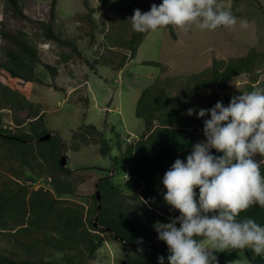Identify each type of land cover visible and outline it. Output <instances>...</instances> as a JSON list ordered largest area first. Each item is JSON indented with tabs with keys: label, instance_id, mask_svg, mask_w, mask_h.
Wrapping results in <instances>:
<instances>
[{
	"label": "rangeland",
	"instance_id": "rangeland-1",
	"mask_svg": "<svg viewBox=\"0 0 264 264\" xmlns=\"http://www.w3.org/2000/svg\"><path fill=\"white\" fill-rule=\"evenodd\" d=\"M52 2L20 0L27 18L14 15L7 0H0V128L34 133L29 120L20 126L14 122L22 118L25 109L34 113L41 110L44 117L36 130L47 127L61 141L60 149L52 153L50 146L35 139L26 143L24 152L0 138V202H4L0 259L10 256L65 264H124L127 256L138 250H128L125 241L100 224V230L94 229L90 221H96L102 201V195L100 199L97 195L100 177H110L118 187L120 194H114L113 203L120 202L131 210L147 199V193L137 187L128 172L131 158L124 157L127 147L145 130L144 120L137 116L140 95L148 87L164 88L171 98L179 99L199 81L192 75L210 78L214 66L224 69L245 57L252 58L248 67L187 102L196 109H210L218 101L228 106L233 95L264 87V0H219L238 21H247L246 28L238 23L234 30L193 26L185 32L169 25L147 33L135 32L130 17L135 9L147 12L153 3L159 5L163 0H56L54 20L50 17ZM48 21L53 22L62 42L45 36L42 22ZM5 32L27 39L40 58L33 81L13 77L18 85L15 90L3 87L2 63L8 61L9 51L22 49ZM138 34H142V42L132 44ZM26 75H31L30 70ZM18 90L24 91L15 93ZM90 124L98 126L99 132ZM206 139L199 135L196 143ZM102 146L108 147L107 154L102 153ZM63 154L68 157V172L56 166ZM166 191L151 195L152 203L163 200ZM7 194L11 202L3 199ZM36 200L48 203L51 209H43L38 221ZM15 202H21L23 208ZM68 216L80 219L78 228L65 225ZM154 218L156 222H171L169 218ZM24 224L28 227L17 231ZM151 231L158 235L155 228ZM90 234L104 238L92 258L87 246ZM65 235L71 242L62 248L64 243L58 239ZM248 250L214 254L219 264H255Z\"/></svg>",
	"mask_w": 264,
	"mask_h": 264
},
{
	"label": "clouds",
	"instance_id": "clouds-1",
	"mask_svg": "<svg viewBox=\"0 0 264 264\" xmlns=\"http://www.w3.org/2000/svg\"><path fill=\"white\" fill-rule=\"evenodd\" d=\"M130 18L138 33L169 25L185 32L193 26L247 27L246 20L238 21L219 0H163L147 12L135 9ZM194 113L195 108L187 110L189 116ZM209 113L206 141L193 145L186 162L177 158L162 178L165 202L180 213L171 222L154 225L158 239L168 246L169 264H219L215 252L243 248L264 255V226L239 218L250 206L264 208V174L256 159L264 158V87L233 95L228 106L218 101L210 109L201 108L197 118ZM212 149L223 154L213 155ZM158 260L164 264L165 257Z\"/></svg>",
	"mask_w": 264,
	"mask_h": 264
},
{
	"label": "trees",
	"instance_id": "trees-1",
	"mask_svg": "<svg viewBox=\"0 0 264 264\" xmlns=\"http://www.w3.org/2000/svg\"><path fill=\"white\" fill-rule=\"evenodd\" d=\"M8 5L16 16L27 17L20 0H7ZM56 13V0H53L50 6V17L54 20ZM28 18V17H27ZM42 27L45 29V36L48 39H54L62 42L61 37L55 32L53 22H42ZM5 36H8L18 42L22 51H9V59L2 63V84L7 90H15L18 87L13 77H21L28 81H33L37 76L35 75V65L40 61L36 48L27 40L21 39L18 36L5 32ZM142 42V34L135 35L131 43L137 44ZM137 52L136 48L133 50ZM252 61L251 57H245L238 60V62H231L224 69H220L218 66H214L212 77L200 79V75H192L195 79H199L192 87L188 88L179 99L171 98L170 93L164 88L154 89L152 87L146 88L138 99L137 116L144 120L145 130L140 139L132 142L127 147L124 153L125 158H131L130 175L136 182L137 187L147 193V199L151 201L150 196L155 193H162L166 188L162 184V178L166 171L169 170L171 165L177 158H180L186 162L187 156L191 153L192 147L196 144V140L199 135H204V121L210 118V113L202 118H197V114L201 107L196 109V113L189 116L187 110L194 108L193 104L187 102L188 99H194L198 96L200 91L205 90L212 84L219 82L221 79L228 80L234 74L240 70L248 67ZM31 75L27 76L26 73ZM28 71V72H27ZM54 73H57L55 68ZM24 90L15 91L21 92ZM16 94V95H17ZM24 106V104H20ZM44 117V111L33 112L32 109H25L21 119H17L14 123L20 126L25 124L28 120L31 123L32 132L13 133L12 131L0 128V138L8 141L17 147L19 151L25 152L26 143L38 139L40 144H45L51 147V152L60 149L61 141L56 135H52L47 140H40V137L50 132L47 127H43L41 131H37V124ZM94 129L98 131V126L90 124ZM99 132V131H98ZM104 141V140H103ZM105 143V141H104ZM102 153L107 154L108 147L102 146ZM212 154L220 156L223 153L212 149ZM260 161V169L264 174V158H257ZM56 166L63 170L69 171L65 166L61 164V158H57ZM98 191L102 195V201L98 205V213L96 221L92 220L94 229L100 230L103 227L104 230L111 231L112 235L119 238L128 246V250H138L131 256H127L128 264H155L159 263L158 257L163 255L165 257L164 264H169L167 260L168 246L164 241L158 239V235L152 233L151 229L154 228L156 223L155 216L162 219L174 218L180 215L178 210H174L172 207L169 209L166 207L164 199L151 201V203H144L148 201L143 200L140 206L135 205L131 210L122 207L120 202L113 203L112 197L114 194L119 195L120 191L118 187L112 182L110 177H100L97 183ZM197 199L199 194V188L196 189ZM160 198V196H158ZM3 199L11 202V197L7 194L3 196ZM160 202V205L157 203ZM3 203L0 202V216L3 215ZM15 204L22 207L21 202H15ZM23 208V207H22ZM35 214L36 221L42 218V211H50L48 203L44 205L43 201L35 202ZM163 210V212H162ZM250 217L253 218L258 224L264 226V208L259 205L250 206L247 210L241 212L239 218ZM79 218L75 216H68L65 219V225L72 229L78 228L81 224ZM179 227V224H177ZM28 224L19 226V229H26ZM80 233V232H78ZM81 234V233H80ZM68 235L64 238L58 239V241L64 245L71 242ZM87 246L90 250V257L92 258L96 250L103 244V236L97 238L92 237L91 234L87 239ZM77 247H79V253L82 254L83 249L80 247V242L76 241ZM249 256L252 258L255 264H264L263 255H255L251 250H248ZM68 255V254H67ZM70 255V254H69ZM83 262H71V264H82ZM0 264H65L63 262L53 259H34V258H15L10 256H3L0 259Z\"/></svg>",
	"mask_w": 264,
	"mask_h": 264
},
{
	"label": "water",
	"instance_id": "water-1",
	"mask_svg": "<svg viewBox=\"0 0 264 264\" xmlns=\"http://www.w3.org/2000/svg\"><path fill=\"white\" fill-rule=\"evenodd\" d=\"M52 135H53V134H52L51 132H48L47 134L42 135V136L40 137V140H47V139L51 138ZM61 164H62L63 166H67V164H68V157H67L66 154H63V156H62V158H61ZM97 195H98V197H99V199H100V198H101L100 191H97ZM123 263H124V264H128V261L125 259ZM155 264H159V263H155Z\"/></svg>",
	"mask_w": 264,
	"mask_h": 264
},
{
	"label": "crops",
	"instance_id": "crops-1",
	"mask_svg": "<svg viewBox=\"0 0 264 264\" xmlns=\"http://www.w3.org/2000/svg\"><path fill=\"white\" fill-rule=\"evenodd\" d=\"M113 171H114V170H113ZM113 171H112V172H113ZM114 172H115V171H114Z\"/></svg>",
	"mask_w": 264,
	"mask_h": 264
}]
</instances>
